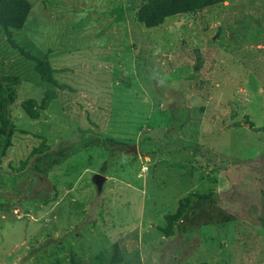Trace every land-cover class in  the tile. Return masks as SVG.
<instances>
[{
	"label": "rangeland",
	"instance_id": "rangeland-1",
	"mask_svg": "<svg viewBox=\"0 0 264 264\" xmlns=\"http://www.w3.org/2000/svg\"><path fill=\"white\" fill-rule=\"evenodd\" d=\"M29 1L11 39L50 51L73 91L42 83L0 29V76L20 80L0 157V264H79L117 242L125 264H264V131L248 125L264 128V0L155 29L138 22L139 0ZM50 90L58 99L29 118L23 103ZM93 134L122 144L43 175L44 153Z\"/></svg>",
	"mask_w": 264,
	"mask_h": 264
},
{
	"label": "trees",
	"instance_id": "trees-1",
	"mask_svg": "<svg viewBox=\"0 0 264 264\" xmlns=\"http://www.w3.org/2000/svg\"><path fill=\"white\" fill-rule=\"evenodd\" d=\"M142 5L138 7L137 19L138 22L144 25L147 29H155L161 27L169 18L180 15H192L202 12L210 7L224 4L226 0H139ZM32 10V5L29 0H0V29H3L8 37L12 38V30H22L29 19ZM13 46L19 50L22 56L35 64V72L40 81L45 84L52 85L59 91L70 90L73 88L67 84H61L57 81L55 75L58 72L52 67L49 54L41 52L36 45L28 40L24 45L19 46L14 41ZM20 84L18 78L0 76V157L4 158L7 150L13 146L12 137L17 132V126L12 118V106L16 101V93L14 89ZM58 99V93L55 90H50L45 93L42 103L39 105L34 100L30 99L23 103L22 107L25 114L32 120H38L40 110H47L51 103ZM248 125L253 131H264V128H256L249 121ZM27 134L26 132H22ZM122 143L110 138L93 134L85 137L80 143L71 145L69 148H60L56 153L47 154L38 160H48V164L43 170V175L46 177L48 170L62 165L70 157L80 153L91 146L103 147L112 149L115 145ZM41 149H34L33 154ZM39 167V166H38ZM196 195L189 194L179 205L175 215L169 214L166 216L168 227L165 233L168 236L172 235L173 224L180 220L186 210L190 207L192 198ZM127 257V249L121 246L120 243H114L108 250L100 255L95 256L87 261L79 264H125Z\"/></svg>",
	"mask_w": 264,
	"mask_h": 264
},
{
	"label": "water",
	"instance_id": "water-1",
	"mask_svg": "<svg viewBox=\"0 0 264 264\" xmlns=\"http://www.w3.org/2000/svg\"><path fill=\"white\" fill-rule=\"evenodd\" d=\"M132 149H134L135 152L137 153L136 146L132 147ZM104 180H105V178H104L103 176H101V175H97V176L95 177V181H96V183L99 184V185H101V184L103 183Z\"/></svg>",
	"mask_w": 264,
	"mask_h": 264
}]
</instances>
